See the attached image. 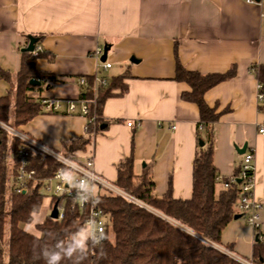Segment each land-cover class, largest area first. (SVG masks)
Returning a JSON list of instances; mask_svg holds the SVG:
<instances>
[{"label": "crops", "instance_id": "0c3cea01", "mask_svg": "<svg viewBox=\"0 0 264 264\" xmlns=\"http://www.w3.org/2000/svg\"><path fill=\"white\" fill-rule=\"evenodd\" d=\"M30 35L41 37L36 69L43 76L28 96L65 104L58 112L42 110L20 129L61 151L65 142L85 135L89 121L81 113L77 78L111 80L127 72L128 89L104 104L103 116L110 122L78 157L93 155L94 171L115 182L118 163L133 154L135 174L149 166L160 197L169 190L176 199L193 193L200 110L182 97L191 86L175 79L177 59L202 74L235 67L232 77L205 93L219 114L213 126V160L219 175L230 178L245 154L237 148L247 144V151L254 150L253 192L261 204L264 240V137L257 131L264 111L253 69L264 65V0H0V66L12 74L9 80L0 77V97L15 92ZM106 45L112 66L104 71L94 53ZM68 100L77 103L73 114L67 111ZM255 240L254 228L242 217L222 233L223 244L242 257L252 255Z\"/></svg>", "mask_w": 264, "mask_h": 264}, {"label": "trees", "instance_id": "16d2710c", "mask_svg": "<svg viewBox=\"0 0 264 264\" xmlns=\"http://www.w3.org/2000/svg\"><path fill=\"white\" fill-rule=\"evenodd\" d=\"M41 37H38V42ZM37 42V44H38ZM41 55L22 53V65L16 75L15 92L0 97V119L19 127L42 112L40 100L28 96L35 87L31 79H41L43 73L36 69ZM254 72L262 84L264 93V65H254ZM235 67L225 73L202 74L187 70L177 59L175 79L191 86L182 97L199 106L198 149L194 159L193 193L189 199L174 198L171 190L165 196L154 193V181L149 166L140 175L134 172V156L131 154L117 165L115 183L137 197L148 207H142L119 195H102L99 205L107 217L106 240L93 243L87 237L79 241L85 229L86 216L79 211L69 212L58 220L50 215L34 224V217L42 207L45 196L38 188L21 194L10 189V147L15 149L17 139L10 141L6 132L0 135V264H242L235 257L231 245L222 242L226 226L239 213L240 192L237 189L219 188L218 170L213 160V126L219 114L205 100L208 89L232 77ZM127 72L99 83L93 89L95 77H87V86H81L80 100L88 102L89 119L85 135L64 143L61 152L70 158L83 155L93 143L95 135L108 125L103 116L106 100L123 94L128 85ZM0 77L11 79L12 74L0 66ZM106 78V77H105ZM118 91V93L116 92ZM260 109L264 111V100ZM90 118L93 120L90 121ZM204 141V145H200ZM32 165L40 176L53 174L61 163L47 157L41 161L33 157ZM240 169L235 175H238ZM250 175L253 171L249 172ZM10 190V209L7 195ZM58 199V198H57ZM56 199V200H57ZM9 213V220L6 215ZM114 233V239L109 232ZM252 247V259L264 264V240L259 229Z\"/></svg>", "mask_w": 264, "mask_h": 264}, {"label": "built area", "instance_id": "2783aa9c", "mask_svg": "<svg viewBox=\"0 0 264 264\" xmlns=\"http://www.w3.org/2000/svg\"><path fill=\"white\" fill-rule=\"evenodd\" d=\"M247 1L256 2L255 0ZM41 52L42 47L36 44L31 53L37 56ZM102 54V48H98L94 53L100 69L107 71L112 63L107 60L102 61ZM77 81L81 86L88 85L86 76L78 77ZM107 82V78L95 76L93 89L96 91L99 83L107 84ZM258 99L260 102L264 100L261 83L258 84ZM40 101L43 110L46 112H58L62 110L65 104L63 100L54 98L43 97ZM80 102L81 113L87 115L89 111L88 102L85 100H80ZM66 106L69 113L73 114L77 111V103L74 100H68ZM91 120L93 118H90ZM128 124L132 125L133 123L129 122ZM257 131L264 137V122L258 124ZM2 132L7 133L11 144L15 139L19 141L15 149L10 147L8 154L10 189L25 194L31 189L38 188L45 197L51 199V211L54 204L57 203L58 220L65 218L69 212L79 211L80 215L86 216L84 231L87 233V238L93 243L101 242V236H106L108 228L107 217L99 205L100 196L119 195L142 207H148L137 197L120 188L115 182L97 174L94 171L93 155L84 158L67 157L61 151L54 150L30 137L20 129V126L15 127L0 119V135ZM35 156H39L41 161L47 157L55 158L61 163V166L51 175L40 176L37 169L32 165ZM253 160L254 150H246L239 174L230 178H223L219 175L217 180L222 188L237 189L240 192L238 214H241L242 218L256 230L260 227L258 211L261 204L254 198L255 166ZM250 171H253L252 175L249 174ZM235 257L242 264H257L251 256L235 255Z\"/></svg>", "mask_w": 264, "mask_h": 264}, {"label": "water", "instance_id": "95a60500", "mask_svg": "<svg viewBox=\"0 0 264 264\" xmlns=\"http://www.w3.org/2000/svg\"><path fill=\"white\" fill-rule=\"evenodd\" d=\"M255 1L256 2H261V0H255ZM37 42H38V37L30 35L29 36V43H28V45L26 47L23 48V52L24 51L25 52H32L34 50L35 45L37 44ZM109 49H110V46H108V45H106L104 47L103 54L101 56V60L102 61H106L107 60ZM134 60H136V59H132V61H134ZM30 83L32 85H40L41 81L39 79H31ZM105 127H106V124H103L102 128H105ZM200 145L203 146L204 145V141H200ZM237 149H238V151L240 153H245L246 150H247V144H244V146L241 149L240 148H237ZM57 206H58L57 203H55L54 206H53V209H52V211L50 213V217L53 218V219H57L58 218ZM241 217H242L241 214H236L234 218L238 219V218H241ZM102 237L103 238H101V241H105L106 240V236L104 235Z\"/></svg>", "mask_w": 264, "mask_h": 264}, {"label": "rangeland", "instance_id": "374dc122", "mask_svg": "<svg viewBox=\"0 0 264 264\" xmlns=\"http://www.w3.org/2000/svg\"><path fill=\"white\" fill-rule=\"evenodd\" d=\"M10 193L11 192L9 190L8 195H7V199H8V202H7V210L8 211L10 209V201H9V199H10ZM51 202L52 201H51V199L49 197H45L44 202H43V207H42L41 211L38 214L35 215L33 223L27 225V228L29 230H33L35 223L42 221L45 218V216L50 215V213H51V207H50L51 206ZM6 219L9 220V213H7ZM86 237H87V233H86V231H83L79 235V241L80 242H83ZM109 237L111 239H114V233L110 231L109 232Z\"/></svg>", "mask_w": 264, "mask_h": 264}, {"label": "clouds", "instance_id": "9594fccd", "mask_svg": "<svg viewBox=\"0 0 264 264\" xmlns=\"http://www.w3.org/2000/svg\"><path fill=\"white\" fill-rule=\"evenodd\" d=\"M102 237V236H101ZM103 238V237H102Z\"/></svg>", "mask_w": 264, "mask_h": 264}]
</instances>
